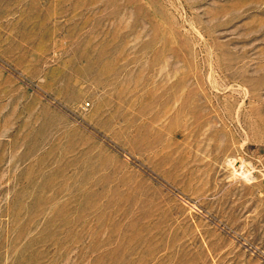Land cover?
<instances>
[{
  "label": "rangeland",
  "instance_id": "1",
  "mask_svg": "<svg viewBox=\"0 0 264 264\" xmlns=\"http://www.w3.org/2000/svg\"><path fill=\"white\" fill-rule=\"evenodd\" d=\"M0 264H264V0H0Z\"/></svg>",
  "mask_w": 264,
  "mask_h": 264
}]
</instances>
